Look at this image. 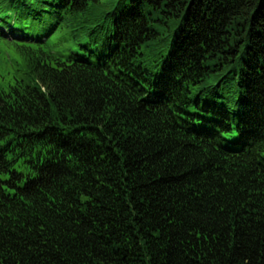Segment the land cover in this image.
<instances>
[{
  "label": "trees",
  "instance_id": "obj_1",
  "mask_svg": "<svg viewBox=\"0 0 264 264\" xmlns=\"http://www.w3.org/2000/svg\"><path fill=\"white\" fill-rule=\"evenodd\" d=\"M2 40L0 264H264V0H0Z\"/></svg>",
  "mask_w": 264,
  "mask_h": 264
},
{
  "label": "rangeland",
  "instance_id": "obj_2",
  "mask_svg": "<svg viewBox=\"0 0 264 264\" xmlns=\"http://www.w3.org/2000/svg\"><path fill=\"white\" fill-rule=\"evenodd\" d=\"M25 32L31 35V39L35 41L45 36L44 41L56 52L69 54L71 50L77 51L78 46L73 45L68 40L69 32L66 28L48 34L40 29L33 30L32 28L26 29ZM3 33L6 37H13L11 35L13 32L9 29L4 30ZM15 40L23 43V40ZM44 41H42V44H44ZM19 79H27L24 61L15 45L2 40L0 41V89L6 90L10 85L17 83Z\"/></svg>",
  "mask_w": 264,
  "mask_h": 264
}]
</instances>
